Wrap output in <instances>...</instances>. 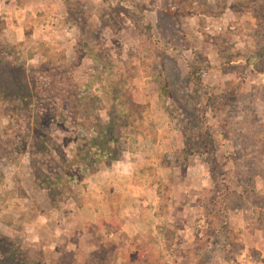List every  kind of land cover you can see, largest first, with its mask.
Masks as SVG:
<instances>
[{"label":"rangeland","instance_id":"obj_1","mask_svg":"<svg viewBox=\"0 0 264 264\" xmlns=\"http://www.w3.org/2000/svg\"><path fill=\"white\" fill-rule=\"evenodd\" d=\"M0 178V264H264V0H0Z\"/></svg>","mask_w":264,"mask_h":264},{"label":"trees","instance_id":"obj_2","mask_svg":"<svg viewBox=\"0 0 264 264\" xmlns=\"http://www.w3.org/2000/svg\"><path fill=\"white\" fill-rule=\"evenodd\" d=\"M52 109H50L51 111ZM51 117H46V127H49L51 122L62 125L65 120L57 119L55 113L51 114ZM61 122V123H60ZM42 124V122H40ZM110 123H101L99 128L92 127L89 133L85 132L89 137L87 144L76 143V151L72 160H69L66 155L60 156L58 163L60 168L64 172V176L67 178H59L56 182H53V188L51 196L59 194L61 197L64 193L69 192L71 183L81 181L83 177L90 172L92 168H96L98 165L107 164L110 165L121 159L122 152L116 148V143L119 141V135L115 133V129L109 127ZM42 137H48L51 133L48 131L46 134H41ZM50 140V139H49ZM51 141V140H50ZM44 144L47 145V140H44ZM84 166V167H83ZM2 178V177H1ZM0 178V183L2 179ZM56 203L55 198H51ZM108 228L116 231L114 223L106 224Z\"/></svg>","mask_w":264,"mask_h":264}]
</instances>
